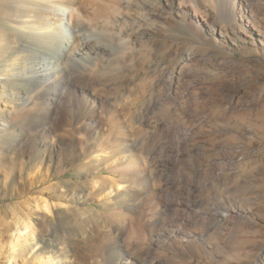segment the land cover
I'll return each instance as SVG.
<instances>
[{"label":"rangeland","instance_id":"obj_1","mask_svg":"<svg viewBox=\"0 0 264 264\" xmlns=\"http://www.w3.org/2000/svg\"><path fill=\"white\" fill-rule=\"evenodd\" d=\"M187 1L195 3L192 5L197 6L203 18L199 20L165 8L171 17L157 19L159 29L147 33L152 45L148 76L137 86L124 81L121 84V90L126 93L124 97L103 95L99 92L101 86L84 85L87 90L84 100L79 83L73 98L68 101L66 96L63 99L65 105L54 101L50 91L37 95L40 96L37 97L38 107L19 116L12 129V132H19L22 139L0 157V209L28 196H36L46 186L42 184L28 192V181L22 184L19 169L22 163L30 164L46 157L44 148L47 146L61 160H73L72 164L76 155L82 156L80 144L75 145L79 132L74 135L72 125L66 131L59 128L63 119L76 122L77 127L83 125L82 128L95 119L104 126L102 130L97 129L99 134L94 137L112 133L110 139L114 141V133H125L136 142V152L144 159L149 177L144 210L136 213L130 230L145 231L144 227L153 222L151 213L156 205L160 201L169 202L172 213L187 209L185 212L191 219L183 227L198 234L209 225L225 223L216 235L214 230L208 232V235L211 233L210 236L218 235L222 239L221 250L208 253V249L198 243L191 245L183 256L167 250L166 258L171 264H264V47L250 30L232 18L223 19V22H226L230 39L236 43H228V49L224 41L214 43L211 26L218 24L216 27L220 28L222 21L217 3L215 0ZM261 1L264 15V0ZM168 2L176 6L179 0H162L159 5L167 7ZM175 21H184L186 27L182 29ZM10 29L6 16L0 15V30ZM37 112H40L39 118L49 116L48 124L28 128V116H35ZM116 113L127 123L131 119L140 125L131 129L118 125L109 128L106 118ZM9 169L12 173L8 178ZM65 169L62 177L68 184L75 181L84 184L85 178L95 175V172L89 175L85 169L78 172L72 165ZM5 180L10 182L9 189ZM13 187L18 189L13 190ZM83 192L86 197L75 205L85 211L100 212L101 201L93 198L96 194H91L92 189ZM225 208L230 210L227 212ZM223 212L227 214L221 217ZM59 216L64 223L65 214ZM161 227H154V230L159 231ZM99 230L72 244L73 260L77 259L74 264H78L86 253L92 259L101 258L114 244L117 232ZM54 231L53 226L50 227L46 236H53ZM3 237L7 238V234ZM107 244L110 245L107 247ZM134 257L144 258L141 254H134ZM149 259L155 262L158 258L152 256ZM99 264L108 263L102 261Z\"/></svg>","mask_w":264,"mask_h":264},{"label":"bare ground","instance_id":"obj_2","mask_svg":"<svg viewBox=\"0 0 264 264\" xmlns=\"http://www.w3.org/2000/svg\"><path fill=\"white\" fill-rule=\"evenodd\" d=\"M161 1L0 0V15L6 16L11 27L8 31L0 30V157L19 144L22 135L12 132V129L16 127L19 116L38 105L37 95L42 91H50L54 95L53 100L62 104L66 96L69 101L68 98L72 99L76 94L77 83L82 85L85 100L87 90L84 85L101 86L99 92L103 95L124 97L126 93L121 90L124 81L137 86L140 80H145L152 46L147 33L159 29L157 19L168 20L171 17L169 10L165 14L164 9L179 11L199 20L203 18L197 6L194 7V2L179 0L176 6L168 2L167 7H161ZM215 2L222 21L220 28L216 27L218 24L211 26L214 43L224 41L227 49L228 43H236L230 39L226 22H223V19L232 18L241 27L250 30L264 47L261 0ZM177 22L182 29L186 27L184 21ZM39 114H29L32 117L28 116V119L25 117L28 128L49 122V116L39 118ZM106 119L109 128L118 125L131 129L140 125L131 119L125 122L117 113ZM71 125L75 128L74 135L79 132L75 145L80 144L83 153L82 156L76 155L73 164V160H61L49 146L44 148L46 157L30 164L22 163L19 176L22 184L28 181V192L42 184L46 186L38 195L28 196L0 209V264H74L77 259L73 260L72 244L99 229L117 232L116 241L101 258L92 259L86 253L78 264H99L102 261L108 264H171L166 258L167 250L183 256L196 243L205 246L212 254L223 248L222 239L218 235L210 236L208 232L214 230L216 235L225 223L209 225L198 234L183 227L191 219V215L185 212L187 209H177L172 213L169 202L158 201L159 206L156 205L154 213H151L153 222L146 227L143 225L145 231L130 230L136 213L144 210L145 191L149 183L144 159L137 154L136 142L121 132L114 133V141L110 139L112 133L94 137L99 134L97 129L102 130L104 126L95 119L88 126L84 125L85 128H82L83 125L77 127L76 122L74 124L70 119H63L59 128L66 131ZM73 144L70 143L72 147ZM97 145H102V148H97ZM68 165L77 167L78 172L85 169L89 175L92 172L95 175L85 178L84 184L80 181L68 184L62 177ZM7 173L9 178L12 172L9 169ZM5 181L9 189L10 182ZM88 188L92 189V195L96 194L93 198L101 201L100 212L93 209L85 211L75 205L86 197L83 191ZM18 192L23 193V190ZM229 210L225 208V211ZM60 213L65 214L64 223ZM226 214L223 212L220 216ZM52 226L55 230L53 236H46ZM158 226L162 227L155 231ZM5 234L7 238L3 237ZM134 254H141L144 258L135 259ZM152 256L158 259L154 262L149 259Z\"/></svg>","mask_w":264,"mask_h":264}]
</instances>
